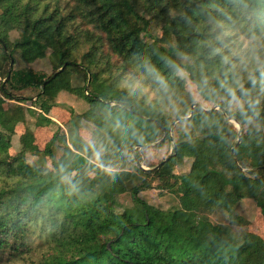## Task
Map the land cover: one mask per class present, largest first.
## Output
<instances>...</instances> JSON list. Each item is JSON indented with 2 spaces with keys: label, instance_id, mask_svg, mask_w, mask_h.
<instances>
[{
  "label": "trees",
  "instance_id": "1",
  "mask_svg": "<svg viewBox=\"0 0 264 264\" xmlns=\"http://www.w3.org/2000/svg\"><path fill=\"white\" fill-rule=\"evenodd\" d=\"M155 22L170 27L171 50L143 39ZM0 48L3 97L30 103L11 110L26 126L22 149L12 156L0 99V261L8 255L36 264L31 257L38 253V264H264L261 237L236 239L206 217L224 211L241 226L235 209L251 199L264 218V0H0ZM16 53L28 63L49 53L53 73L8 71ZM72 71L84 76L83 86L71 85ZM128 71L134 81L126 80ZM187 79L219 110L196 107L184 119L196 103ZM26 90L37 96L22 97ZM61 92L88 104L81 126L92 127L102 151L83 143L72 126L70 139L58 127L43 152L37 147L28 119L38 127L54 124L42 113ZM234 100L243 102L241 111H229ZM230 117L252 125L255 135L239 137ZM177 119L201 136L181 134L160 168L144 171L135 162V171L126 168V151L132 157L134 147L173 141ZM41 154L50 158L53 175L28 163L27 155ZM184 159L193 161L186 176L192 190L178 206L161 210L140 199L155 182L175 192L180 177L173 169ZM70 168L76 175L65 182ZM86 168L94 174L89 182L81 177ZM124 194L134 207L118 213Z\"/></svg>",
  "mask_w": 264,
  "mask_h": 264
},
{
  "label": "rangeland",
  "instance_id": "2",
  "mask_svg": "<svg viewBox=\"0 0 264 264\" xmlns=\"http://www.w3.org/2000/svg\"><path fill=\"white\" fill-rule=\"evenodd\" d=\"M63 2L66 0H62ZM78 26H82L83 28L89 29L97 33L100 36L104 35L98 31H96L92 25L86 24L78 20L76 23ZM9 37L11 41H15L18 38V33L16 31H11L9 33ZM147 42H157L161 47L166 50H171L174 46L171 29L164 22H155L151 23L149 33L143 38ZM247 42L244 43V47ZM84 52V51H83ZM103 52L110 57L111 63L115 64L116 67H119L121 64V60L112 54L109 50L108 46L105 45L103 47ZM0 57H1V48H0ZM13 67H11V61L9 65H5V69L8 71L12 69H31L35 72H42L46 75H51L53 73L52 64L50 63L49 53L46 54V57L40 60H37L33 63H28L23 60L19 53L15 54V60ZM117 71L119 70L116 68ZM1 74V73H0ZM70 83L74 87H81L85 84L84 76L76 71H72L70 73ZM183 76V72H181ZM2 78V74L0 75ZM3 79V78H2ZM133 80L134 76L133 72L128 71L126 74V80ZM136 86H134L135 88ZM185 88L187 92H189L193 99L195 100V104H199V107H203L205 109H217L218 107L214 106L212 103L205 101L197 92L196 86L187 79ZM38 90H26L21 93L22 97L31 98L37 96ZM1 100L5 101V98L1 94ZM7 101V102H6ZM6 108L8 112L3 119V126L13 134L11 140V146L9 147L10 155H15L21 151V143L20 136L25 132L26 126L25 124L19 122L13 112H11L12 107H16L20 105L26 109L30 105L29 102H18L19 104H15L14 102H10L6 100ZM37 108V107H35ZM243 108V102L240 100H234L231 103L230 110L232 112H239ZM38 109V108H37ZM88 109V104L83 100L79 99L77 96L67 93L61 92L57 98V101L54 103L52 107H48L47 109L41 110L38 109V113H42V115L51 119L54 124L48 126L45 125L43 127L36 126L35 118L28 119V125L31 130L35 133V144L40 149L41 152L44 151L48 142L51 141L54 133L58 131V127L61 131L66 133L69 139L74 134V130L77 128V133L81 138L82 142L90 146V148H94L95 152L102 151L99 145L96 144V139L93 137L91 133L92 127L89 124L83 122L84 126H81L80 117L86 110ZM219 110V108L217 109ZM189 117V116H187ZM185 117L184 119H186ZM235 122H234V120ZM229 122L234 124L235 128L239 132V137L243 135L245 138H251L255 135L256 129L252 125L242 126L235 118H228ZM176 121V120H175ZM87 125V126H85ZM73 127V129L71 128ZM81 126V127H80ZM70 127V128H69ZM0 131H3V127L0 126ZM184 134L192 137H200L198 130L190 123H173L171 136L173 137V141H164L160 144V141L148 145L146 148L134 147L132 148L131 153L132 157L128 151L125 152V155L128 157V168L130 171L133 170V164L137 159L136 151H138L140 155V163L145 169H155L161 162L171 157L174 154V145L175 139H179L180 135ZM165 140V137L163 138ZM59 155V154H58ZM138 160V159H137ZM27 161L29 164L33 166H37L42 168L47 174L53 175L54 170L51 165L50 158L41 154L39 157H33L27 155ZM139 161V160H138ZM192 159H184L181 163L175 165L173 169V173L180 177V182L175 186L176 191L172 192L170 189H163V185L159 182H155L153 184L152 189L143 191L139 194L140 199L145 201L147 204L152 207H156L161 210H168L173 207L178 206V202L180 197H185L192 190L191 183L188 181V176L191 166ZM120 164L112 165V168H119ZM136 166V165H135ZM253 171V170H252ZM76 175V173L70 168L67 170V175L65 178V182H70L71 179ZM94 174L90 168H86L81 172V177L84 181L89 182L93 178ZM1 180V179H0ZM1 185V182H0ZM134 207L132 197L129 194H124L117 197V204L115 209L118 213H122L126 209H131ZM235 214L241 217L245 222L241 226L234 225L231 222L229 214L224 211H214L212 213L206 214V217L209 218L211 223L221 226L222 228H227L229 233L238 239L245 233H251L261 237L264 240V218L261 214L260 209L258 208L255 201L251 199H245L239 203V205L235 209ZM38 253L33 254L31 257L32 263L38 264L40 261V255ZM3 260L0 261V264H30L28 260H15L11 259L8 255H4Z\"/></svg>",
  "mask_w": 264,
  "mask_h": 264
},
{
  "label": "water",
  "instance_id": "3",
  "mask_svg": "<svg viewBox=\"0 0 264 264\" xmlns=\"http://www.w3.org/2000/svg\"><path fill=\"white\" fill-rule=\"evenodd\" d=\"M13 65H14V61L13 60H11V67H13ZM66 66H67V64H65L58 72H57V74H59V73H61L62 71H64L65 70V68H66ZM53 78H55V76L53 77ZM8 79H9V77H8ZM89 80H90V78H89ZM200 105L199 104H194L193 106H192V110H191V114H190V116L189 117H187L186 119H192V117H193V114H194V109L196 108V107H199ZM218 109V108H217ZM216 108H215V110H217ZM234 120V119H233ZM181 121V119H177L176 121H175V123H178V122H180ZM234 122H235V120H234ZM164 142V139H162L161 141H160V144H162ZM146 147H148V145H144V146H142L141 148H146ZM170 159V157L169 158H167L166 160H164L162 163H160L156 168H160L164 163H166L168 160ZM135 163H136V165H137V167L139 168V169H142V170H144V171H151V170H153V169H145L142 165H141V163L136 159L135 160ZM264 168V167H263Z\"/></svg>",
  "mask_w": 264,
  "mask_h": 264
},
{
  "label": "crops",
  "instance_id": "4",
  "mask_svg": "<svg viewBox=\"0 0 264 264\" xmlns=\"http://www.w3.org/2000/svg\"><path fill=\"white\" fill-rule=\"evenodd\" d=\"M6 101V100H5ZM8 101H10V100H8ZM57 101V100H56ZM7 102V101H6ZM10 102H14L15 104H19L18 102H16V101H10ZM13 108V107H12ZM27 108H29V106L27 107ZM31 109H32V107H31ZM34 109V108H33ZM35 110V109H34Z\"/></svg>",
  "mask_w": 264,
  "mask_h": 264
},
{
  "label": "built area",
  "instance_id": "5",
  "mask_svg": "<svg viewBox=\"0 0 264 264\" xmlns=\"http://www.w3.org/2000/svg\"><path fill=\"white\" fill-rule=\"evenodd\" d=\"M1 82H2V80H1V78H0V85H1ZM1 94H2V93H1V90H0V96H1ZM34 100H35V99H34Z\"/></svg>",
  "mask_w": 264,
  "mask_h": 264
}]
</instances>
